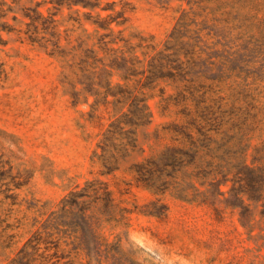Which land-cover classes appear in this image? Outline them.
I'll return each instance as SVG.
<instances>
[{
    "label": "rangeland",
    "instance_id": "rangeland-1",
    "mask_svg": "<svg viewBox=\"0 0 264 264\" xmlns=\"http://www.w3.org/2000/svg\"><path fill=\"white\" fill-rule=\"evenodd\" d=\"M104 20H112L110 29L94 23ZM103 34L123 39L109 44L114 54L101 45ZM116 56L136 57L145 73L124 79L110 66ZM153 58L165 70L190 69L196 85L222 88V96L229 87H264V0H0V264H17L39 237L45 264H100L58 224L65 199L89 181L108 184L117 218L126 209L119 224L99 222L125 264H264V193L259 202L244 195L243 211L230 205L231 181L219 195L212 176L202 186L180 173V187L210 191L209 203L187 202L175 184L149 189L131 168L172 144L154 135L178 118L173 104L183 82H150ZM256 98L264 106V92ZM133 99L150 116L141 125L130 122L140 114ZM259 118L245 158L263 165L264 111ZM213 139L230 152L225 147L206 162L239 163L237 138Z\"/></svg>",
    "mask_w": 264,
    "mask_h": 264
},
{
    "label": "trees",
    "instance_id": "trees-1",
    "mask_svg": "<svg viewBox=\"0 0 264 264\" xmlns=\"http://www.w3.org/2000/svg\"><path fill=\"white\" fill-rule=\"evenodd\" d=\"M111 22L112 20H104L94 23L97 24L98 28L110 29ZM108 36L109 34L101 35L99 41L105 50L114 54L116 49L109 48V44H115L123 39L117 40L115 37L111 40H105ZM91 53L94 54V51L91 50ZM92 57L95 63L103 65L100 68L101 74H106L108 72L107 64L102 59H97L96 55ZM134 59L116 56L110 66H115L116 70L123 71V78L129 80L131 77L144 74L146 71L138 72L135 64L139 61ZM154 62H156L155 58L150 61L151 67L147 70L150 73L147 76L150 82L155 81V79L172 77L182 81L183 85L179 87L180 90L175 97L176 102L173 104L177 109L178 118L158 130L154 135V141L161 144L164 139L170 137L172 144L168 145L158 158L148 159L146 162L136 163L131 167L139 175L138 180L147 188L160 191H165L171 184H175L177 196L180 199L187 202L209 203L210 191H200L193 184L188 188L180 187L181 184L177 179L179 174L183 173L189 178L201 180L200 184L204 186L207 184L208 177L212 176L209 185L218 186L219 195L225 194L220 186L229 181L232 182L229 193L236 197V200L230 204L233 208L240 207L243 211L246 210L244 195H247L249 200L261 201L263 198L261 193H264V164L256 165V160L249 164L245 157L250 147V144L247 143L250 136L257 129H261L258 126L262 123L259 113L264 111V106H261L256 95L264 92V87L253 88L249 84L237 88L236 86L229 87L230 93L222 96L220 95L224 92L222 88L196 85L198 76L192 73L190 69L187 70L179 64L173 67L176 69V72H173L172 70H165L167 65L162 62L157 66ZM190 75L192 76L191 79H187L186 77ZM209 93L216 94V96L208 97L207 94ZM141 101L133 99L132 105L137 108L140 114L135 118L132 117L130 120L132 124L141 125L147 116L150 117L144 111L142 112L147 107L145 105L140 107ZM169 107L170 105L166 104L164 110H168ZM225 107L229 108L225 109ZM128 134L134 135L135 132L128 131ZM213 134H224V136H229L230 140L237 138L236 147L238 146V148L235 153H240L238 164L224 166L215 164L211 160L205 161L207 156L214 159L219 150L227 147L226 151H228L230 148L227 144H220L216 139H213ZM136 142V138L129 136V145L134 148ZM214 143L217 144L216 147L212 146ZM242 155H244V160L241 161ZM114 158L115 163L119 164L118 158L115 156ZM114 169L110 168L109 171ZM219 174H222L223 178L216 180ZM231 174L233 175L232 178L229 177ZM211 195H213V191ZM113 202V192L109 189L108 184L101 181H89L84 189L72 192L65 199L61 209L63 219L58 223L67 227L62 230L64 234L74 236L79 241L75 249L85 251L89 257L94 256L100 264L104 261H110V264H125L120 244L108 242L101 233L102 223L99 224L100 221L119 224L124 219L123 214L126 209L121 210L122 218H117ZM98 204H101V207H97ZM162 208L166 207L162 206ZM40 241L42 240L39 237L37 243L31 246L33 252L23 251L17 264H31L36 259H40V264H45L46 256L38 254ZM54 246L57 247V244ZM48 249L49 247H45V250ZM130 264H134L133 261H130Z\"/></svg>",
    "mask_w": 264,
    "mask_h": 264
}]
</instances>
